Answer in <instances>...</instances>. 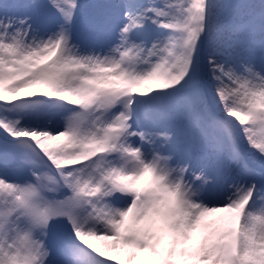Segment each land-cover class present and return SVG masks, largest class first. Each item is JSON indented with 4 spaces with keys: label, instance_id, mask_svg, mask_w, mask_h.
Instances as JSON below:
<instances>
[{
    "label": "snow or ice",
    "instance_id": "snow-or-ice-1",
    "mask_svg": "<svg viewBox=\"0 0 264 264\" xmlns=\"http://www.w3.org/2000/svg\"><path fill=\"white\" fill-rule=\"evenodd\" d=\"M0 0V264H264V0Z\"/></svg>",
    "mask_w": 264,
    "mask_h": 264
},
{
    "label": "rangeland",
    "instance_id": "rangeland-1",
    "mask_svg": "<svg viewBox=\"0 0 264 264\" xmlns=\"http://www.w3.org/2000/svg\"><path fill=\"white\" fill-rule=\"evenodd\" d=\"M9 2H11V0H9ZM21 2H27V3H32V4L37 5L38 7L35 9H32L31 11L39 19H43V14L45 13L46 9L42 8L41 6H39V4L35 3V1H32V0H21ZM79 2L81 5H83L81 9V13H80V21H81L80 26H86L89 24V22L91 21L92 17L94 16L96 12V9L94 6L100 3H104L105 1H99L98 3H95V4H90V3L86 4V0H79Z\"/></svg>",
    "mask_w": 264,
    "mask_h": 264
},
{
    "label": "bare ground",
    "instance_id": "bare-ground-1",
    "mask_svg": "<svg viewBox=\"0 0 264 264\" xmlns=\"http://www.w3.org/2000/svg\"><path fill=\"white\" fill-rule=\"evenodd\" d=\"M32 1H35V3L39 4V6L46 9L45 6L47 5L48 0H32Z\"/></svg>",
    "mask_w": 264,
    "mask_h": 264
}]
</instances>
